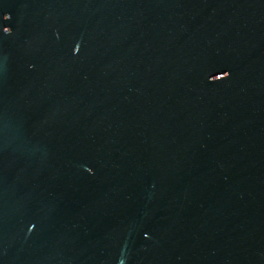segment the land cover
I'll list each match as a JSON object with an SVG mask.
<instances>
[{
    "label": "water",
    "instance_id": "water-1",
    "mask_svg": "<svg viewBox=\"0 0 264 264\" xmlns=\"http://www.w3.org/2000/svg\"><path fill=\"white\" fill-rule=\"evenodd\" d=\"M0 264H264V0H0Z\"/></svg>",
    "mask_w": 264,
    "mask_h": 264
}]
</instances>
